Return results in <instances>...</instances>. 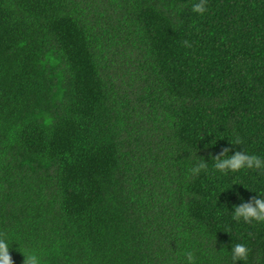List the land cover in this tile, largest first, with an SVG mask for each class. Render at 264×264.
<instances>
[{
  "label": "trees",
  "instance_id": "trees-1",
  "mask_svg": "<svg viewBox=\"0 0 264 264\" xmlns=\"http://www.w3.org/2000/svg\"><path fill=\"white\" fill-rule=\"evenodd\" d=\"M192 2L0 0V235L14 264L18 249L47 264H186L185 251L232 264L236 243L251 249L237 264H264V225L227 210L264 169L212 168L225 149L264 153V0H207L203 16ZM201 160L207 171L188 168Z\"/></svg>",
  "mask_w": 264,
  "mask_h": 264
},
{
  "label": "clouds",
  "instance_id": "clouds-1",
  "mask_svg": "<svg viewBox=\"0 0 264 264\" xmlns=\"http://www.w3.org/2000/svg\"><path fill=\"white\" fill-rule=\"evenodd\" d=\"M192 11L200 16L207 13V0H193L191 5ZM234 143H243L239 138H233ZM215 144V141H212ZM228 149H225L224 153L219 156H215L212 159V168L222 175L239 174L241 172H247L248 170L264 169V153L258 154H247L236 152L235 154L229 155ZM188 168L192 172H202L209 169V164L201 160L198 166L193 167L191 164ZM264 176V171L260 173ZM238 181H233L231 186L227 189H232L234 184H238ZM246 189L256 193L253 198L241 202L238 205H233L230 211L231 219L233 221H243L247 224L258 223L264 225V181L261 185L255 189L243 185ZM226 190L222 191L224 193ZM225 232H228L226 230ZM12 245L8 237L0 235V264H14L12 258ZM25 257L24 264H47L44 257L47 255L42 250L23 251L18 249ZM232 264H237L238 261L247 262L251 249L247 243H236L232 245L230 250ZM182 255L186 261V264H196V260L192 252L185 251L183 253H177Z\"/></svg>",
  "mask_w": 264,
  "mask_h": 264
}]
</instances>
